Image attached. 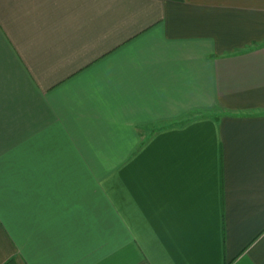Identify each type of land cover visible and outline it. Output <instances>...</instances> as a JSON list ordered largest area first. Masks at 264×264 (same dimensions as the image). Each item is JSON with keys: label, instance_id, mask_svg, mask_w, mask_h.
Here are the masks:
<instances>
[{"label": "crops", "instance_id": "obj_1", "mask_svg": "<svg viewBox=\"0 0 264 264\" xmlns=\"http://www.w3.org/2000/svg\"><path fill=\"white\" fill-rule=\"evenodd\" d=\"M264 264V0H0V264Z\"/></svg>", "mask_w": 264, "mask_h": 264}, {"label": "trees", "instance_id": "obj_2", "mask_svg": "<svg viewBox=\"0 0 264 264\" xmlns=\"http://www.w3.org/2000/svg\"><path fill=\"white\" fill-rule=\"evenodd\" d=\"M15 263V261H14V259H10L8 262H6L5 264H14Z\"/></svg>", "mask_w": 264, "mask_h": 264}]
</instances>
